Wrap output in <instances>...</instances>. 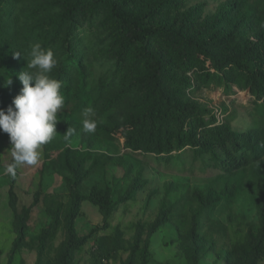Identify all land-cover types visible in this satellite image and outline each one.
Here are the masks:
<instances>
[{
	"label": "rangeland",
	"instance_id": "1",
	"mask_svg": "<svg viewBox=\"0 0 264 264\" xmlns=\"http://www.w3.org/2000/svg\"><path fill=\"white\" fill-rule=\"evenodd\" d=\"M130 1L126 11L135 15L158 10L149 25L219 43L221 54L248 51L264 60V0ZM70 8L77 12L67 20ZM36 43L54 53L51 78L69 55L77 56L69 89L74 96L82 85L83 103L63 105L38 164L18 166L15 175L5 174L13 158L9 136L0 130V264H58L63 226L41 252L39 237L50 222L48 208L58 207L62 218L67 212L69 184L84 197L74 222L79 246L70 264H236L234 247L264 226V98L257 101L231 82L204 85L195 69L175 67L183 81L179 99L249 136L241 150L250 162L226 168L211 154L188 148L165 158L134 152L112 131L141 113L142 86L139 74L118 64L121 39L106 9L96 0H0V49L12 53L22 72L33 71L27 62ZM89 107L97 124L93 133L82 124ZM67 129H75L68 138ZM94 185L110 191L105 220L86 199ZM161 215L165 221L152 230ZM258 264H264V252Z\"/></svg>",
	"mask_w": 264,
	"mask_h": 264
},
{
	"label": "trees",
	"instance_id": "2",
	"mask_svg": "<svg viewBox=\"0 0 264 264\" xmlns=\"http://www.w3.org/2000/svg\"><path fill=\"white\" fill-rule=\"evenodd\" d=\"M130 2L96 0V4L106 9L115 34L121 39L119 66L127 65L128 71L139 74L142 86L139 99L141 113L116 125L112 135L120 137L124 147L134 152L165 158L188 148L196 153L211 154L226 168L246 167L250 159L241 149L249 136L232 131L228 125L212 116L203 117L193 104L182 102L179 88L183 81L173 73V68L179 67L185 71L195 69L204 85L234 83L237 87L248 89L259 101L264 98V60L248 51L221 54L219 43L211 45L199 35L186 37L180 30L166 25H149V21L158 16V10L154 8L135 15L126 11ZM76 12L77 9L70 8L64 18L71 20ZM11 54L9 50L0 49V109L5 111L22 88L18 79L22 71L19 63L10 59ZM78 62L76 55H69L53 77L61 82L64 106L72 100L75 105L83 103L81 84L84 80L81 74L78 75L81 85L79 91L71 96L69 89L68 74ZM10 79L12 82L8 84ZM217 151L223 159L216 155ZM69 189L71 200L67 212L62 218L58 207L48 208L50 222L39 237L41 252L58 227L63 226L66 238L57 256L58 264H70L79 246L74 222L84 197L74 192L72 184H69ZM86 199L99 207L105 220L110 209L109 189L94 185ZM9 204L14 209L11 191ZM164 221V216L157 217L152 230ZM263 252L264 226L256 234L248 232L245 242L234 247L236 264H258Z\"/></svg>",
	"mask_w": 264,
	"mask_h": 264
},
{
	"label": "clouds",
	"instance_id": "3",
	"mask_svg": "<svg viewBox=\"0 0 264 264\" xmlns=\"http://www.w3.org/2000/svg\"><path fill=\"white\" fill-rule=\"evenodd\" d=\"M29 55L31 59L27 68L33 71L25 70L18 74L22 84L19 94L6 111L0 109V130L8 134L11 143L9 151L13 163L5 169V174L10 175H15L18 166L38 164L39 150L56 134L57 113L64 105L61 82L48 75L57 63L53 51L36 43L31 45ZM11 82L10 79L8 84ZM82 115L83 130L95 132L97 124L90 118L94 110L86 108ZM74 132L75 129H67L64 135L68 138Z\"/></svg>",
	"mask_w": 264,
	"mask_h": 264
}]
</instances>
